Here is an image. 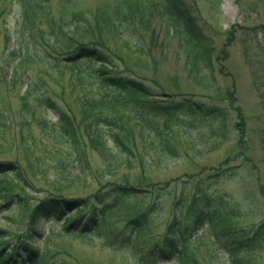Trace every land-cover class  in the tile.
I'll return each instance as SVG.
<instances>
[{"label": "trees", "instance_id": "trees-1", "mask_svg": "<svg viewBox=\"0 0 264 264\" xmlns=\"http://www.w3.org/2000/svg\"><path fill=\"white\" fill-rule=\"evenodd\" d=\"M15 1L22 10V21L15 28L6 24L0 29V45L3 43L4 47L0 60L10 65V72H6L3 79L0 77L3 88L0 97L8 103V94L19 82L16 95L22 106L20 110L25 113L21 116L25 121L20 127L22 136L31 130L32 122L51 126L50 135L68 154L78 153L86 139L89 148L103 163L102 172L94 170L95 177L122 175L121 179L125 181H108L106 190L100 189L90 197L69 198L60 193L68 186L59 185V179L52 184V189L38 191L18 163L0 162V215L5 213L4 210L19 206L28 213L30 221L28 232L19 235L17 240L11 236L8 227H0V264H42L43 251L35 242H41L39 237L44 234L42 227L46 222L64 220V231L90 230L117 204L121 195L154 192L156 198H160L164 189L170 188V183L153 186L150 172L175 163L183 152L198 155L221 147L229 139L231 132L227 126L232 112L242 114L241 108L234 103V92L231 93V107L184 93L177 76L163 78L158 73V66H154L156 59L146 49L145 42L149 38L150 42L163 43V47L175 53L176 63L182 62L188 78L208 87L215 81V60L221 62L219 72L227 73L222 61L228 57L226 47L233 41L234 31H229L225 48L217 53L215 37L201 28L195 14L201 0H112L95 9L74 11L70 18L67 13L61 14L57 20L49 16L51 10L47 0ZM204 1L212 9L222 2ZM158 17L165 22V30L156 31L153 27ZM109 37L122 39L126 54L113 48ZM64 68L79 79L81 85L78 87L83 94L81 102L72 104L70 98L64 99L66 95L60 97L57 88L65 87L59 79ZM260 78L261 75L256 73L253 80L261 87ZM70 80L71 83L74 79ZM68 88L72 91V85ZM39 110H52L54 122L49 124L45 117L37 119ZM2 114L0 110V125L5 124ZM42 143L38 149L26 146L27 151L36 154V160L46 162L50 160L48 156L55 157L53 150L56 156L62 151L59 145L56 150L53 145L48 147V141L42 140ZM241 145L239 140L238 150ZM57 165L51 164L53 171L60 167ZM235 168L217 167L208 179H197L194 192L198 202L196 221L219 225L220 235L231 238L223 245L232 261L230 264H248L240 259L241 253L264 242V221L251 236L248 233L236 236L237 232L228 227L224 211H207L201 205L204 198H199L211 178L232 175ZM127 170L139 171L138 183L125 177ZM7 175L18 181L23 189L35 191L39 197L15 192ZM187 181L182 182L184 188ZM111 192L116 197L106 202L105 198ZM180 200H184V195ZM89 205L92 211L87 213L84 208ZM149 214L150 210L146 209L128 225L132 230L140 228L146 224ZM130 237L131 234L123 237L119 246L129 243ZM186 241L180 236L167 237L149 251V263L173 259L172 264H188ZM192 262L200 264L194 259Z\"/></svg>", "mask_w": 264, "mask_h": 264}, {"label": "rangeland", "instance_id": "rangeland-1", "mask_svg": "<svg viewBox=\"0 0 264 264\" xmlns=\"http://www.w3.org/2000/svg\"><path fill=\"white\" fill-rule=\"evenodd\" d=\"M108 1L112 0H45L51 10L49 16L56 20L61 14L67 13L70 18L74 11L95 9ZM195 14L201 28L215 37L217 53L225 48L229 31H234L233 41L226 47L228 57L222 61V67L226 68L227 73L219 72L221 62L215 60V81H211V86L199 85L188 78L182 62L177 64L175 53L166 46L163 47L160 41L150 42L148 38L145 47L156 59L154 66H158V73L163 78L177 76L184 93L231 107V93L234 92V103L241 108L242 114L232 112L227 126L231 132L229 139L221 147L198 155L191 151L187 154L183 152L175 163L150 172L153 186L170 183V188H165L160 198H156L154 192L121 195L117 204L107 210L100 223L90 230L64 231V220L46 222L42 227L44 234L39 237L41 242H35L39 250L43 251L42 264H150L147 257L149 251L171 235L187 239L185 256L188 264H194L193 259L200 264H230L232 261L223 245L231 238L220 235L219 225L196 221L198 211L195 209L198 202L194 196L195 182L198 178L208 179L217 167H236V170L232 175L223 174L211 178L207 188L199 196L204 198L201 202L204 209L224 211L229 229L235 230L236 236L240 237L247 235L246 233L251 236L259 223L264 221V0H222L216 9L210 8L201 0L197 3ZM22 17V10L15 0H0V29L6 24L15 28ZM164 23L158 17L153 22V27L156 31L165 30ZM234 26L237 29H233ZM109 41L113 48L126 54L122 39L109 37ZM3 50L1 43L0 52ZM247 53L250 54L249 57ZM145 60L149 63L148 58ZM9 67L8 62L0 60L2 79L6 72H10ZM254 71L261 75V87L253 80L256 74ZM75 77L73 72L64 68L59 79L63 80L65 87L59 90L57 88L60 97L66 95L67 98L64 99L70 98L69 102L72 104L81 102L83 97L82 90L78 87L81 84ZM69 80L73 81L70 83ZM71 85L72 91L68 88ZM2 90L0 85V93ZM18 90L19 82L8 94V103L0 97V110L5 119V124L0 125V162L18 163L28 181L35 184L38 191L52 189V184H56L59 179V185L68 186L60 193L69 198L90 197L100 189L106 190L108 187H104L109 184L108 181H122V175L117 178L107 175L101 179L95 177L94 170L102 172L100 169L103 163L97 153L89 148L86 139L81 143L78 153L74 151V154H68L64 146L55 142L50 135L51 126L45 127V124L32 122L31 130L25 131L22 136L20 127L25 121L21 116L25 113L20 110L22 106L16 95ZM58 92L56 94L59 96ZM36 115L37 119L47 118L49 124L55 120L52 110H39ZM21 120L23 121L20 122ZM42 140L48 141V147L53 145L56 149V145H59L62 151L56 156L53 150L55 157L48 156L50 160L46 162L36 160V154L27 151L26 146L38 149L43 144ZM239 140L242 141V148L238 150ZM58 162L61 163L57 165ZM51 164L60 167L53 171ZM138 172L127 170L125 177L132 183H138ZM6 179L12 183L15 192L39 197L35 191L23 189L12 176L7 175ZM184 181H187L185 188L182 184ZM182 195L183 201L180 200ZM115 197V193H109L105 198L106 202H111ZM146 209L150 210L146 224L132 230L128 225L129 221ZM84 210L91 212V205ZM4 212L0 215V227H8L15 240L28 232L29 216L21 207L15 206ZM241 229H245V232H240ZM129 234V243L119 246L122 238ZM240 259L248 264H264V242L241 253ZM172 262L173 259H166L159 264Z\"/></svg>", "mask_w": 264, "mask_h": 264}]
</instances>
